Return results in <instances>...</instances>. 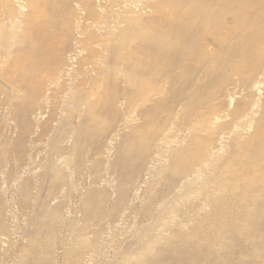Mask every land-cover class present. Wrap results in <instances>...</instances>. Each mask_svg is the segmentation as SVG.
<instances>
[{"label":"bare ground","instance_id":"obj_1","mask_svg":"<svg viewBox=\"0 0 264 264\" xmlns=\"http://www.w3.org/2000/svg\"><path fill=\"white\" fill-rule=\"evenodd\" d=\"M121 6L111 0H0V28L10 27L17 37L0 59L13 109L20 102L31 113L39 104L70 107L72 78L102 61L88 75L87 91L93 90L83 108L95 119L96 135L116 141V173L132 172L140 160L132 159L158 153L171 136L200 150V141L217 129L248 149L242 160L263 159L264 0H140L136 8ZM237 115L246 119L243 125L233 122ZM183 148H176L179 157ZM174 165L167 164L169 173ZM178 181L165 176L169 187ZM122 195L123 203H131ZM251 208L264 212L263 194L256 192ZM251 215L241 226L246 233L255 225ZM38 232L30 255L50 264L58 241L51 231ZM224 236L218 250L227 258L237 241ZM249 242L264 250V238ZM71 249L70 258L81 263L82 248ZM139 249L144 247L134 244L131 252ZM148 249L144 253L162 255L155 245ZM30 263L38 264L28 258Z\"/></svg>","mask_w":264,"mask_h":264},{"label":"rangeland","instance_id":"obj_2","mask_svg":"<svg viewBox=\"0 0 264 264\" xmlns=\"http://www.w3.org/2000/svg\"><path fill=\"white\" fill-rule=\"evenodd\" d=\"M111 2L136 8L140 0ZM16 39L10 27L0 28V59ZM102 64L87 65L83 75L72 78L70 107L39 104L33 113L26 102L13 109L0 70V264H27L28 258L38 263L30 251L41 229L58 241L50 264H242L243 259L264 264V250L249 242L264 238V212L251 208L256 192L264 195V158L242 160L248 149H239L236 138L217 129L200 141V150L171 136L159 155L132 159H140L132 172L116 173V141L98 137L95 119L83 108L93 90L87 91L88 75ZM245 121L239 115L233 119ZM182 146L179 157L175 151ZM166 163L175 164L170 173L180 178L170 187ZM123 193L131 203H123ZM249 212L255 225L246 233L241 226ZM227 233L237 242L233 256L223 258L218 248ZM134 244L144 249L132 253ZM151 245L162 255L148 254ZM73 247L82 248L81 263L70 258ZM129 254L132 260L125 259Z\"/></svg>","mask_w":264,"mask_h":264}]
</instances>
